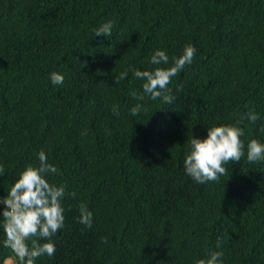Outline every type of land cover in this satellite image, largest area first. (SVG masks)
Masks as SVG:
<instances>
[{
	"label": "trees",
	"instance_id": "obj_1",
	"mask_svg": "<svg viewBox=\"0 0 264 264\" xmlns=\"http://www.w3.org/2000/svg\"><path fill=\"white\" fill-rule=\"evenodd\" d=\"M107 21L112 35L96 36ZM186 45L196 52L171 78L173 102L134 99L132 70ZM248 111L260 119L238 120ZM214 125L242 128L244 155L198 184L185 154ZM262 129L264 0H0V199L40 151L59 170L46 179L76 193L62 200L54 256L36 264H197L216 250L222 264H264V161H247ZM4 239L0 227V264L13 258Z\"/></svg>",
	"mask_w": 264,
	"mask_h": 264
},
{
	"label": "clouds",
	"instance_id": "obj_2",
	"mask_svg": "<svg viewBox=\"0 0 264 264\" xmlns=\"http://www.w3.org/2000/svg\"><path fill=\"white\" fill-rule=\"evenodd\" d=\"M113 27V22L107 21L95 30V35L107 38L112 35ZM195 52L193 46L186 45L182 54L173 57L170 63L166 52L156 49L150 58V63L156 67L152 70H132L133 76L143 81L142 93L133 91L132 97L139 101H144L146 96L152 100L159 98L163 103L171 104L175 99L168 88L171 78L192 63ZM127 75V71L121 73L115 82L119 83ZM50 80L54 85H61L64 77L58 72H52ZM142 107V104H136L130 109L131 114L138 115ZM112 112L113 115H119L118 106L113 105ZM240 119L255 123L260 117L257 113L248 111L238 118ZM242 135L243 129L235 125H214L207 128V136L203 139L192 135L184 158L186 174L198 184L217 181L226 174V163L240 162L244 155L240 139ZM247 161H264V144L251 140L247 146ZM3 173L4 167L0 165V175ZM50 174L58 175L59 170L40 151L38 165L26 166L10 186L6 196L0 199V204L3 205L0 211L3 222L0 227L5 234L3 247L10 250L17 264H36L38 258H51L56 252L51 237L64 227L62 200L66 195L74 198L76 193H66L64 185L50 183L46 179ZM92 219V212L82 203L79 207V222L90 228ZM103 242L107 243V238ZM219 248L220 243L217 242V249ZM222 257V251H211L207 254V259H201L197 264H222Z\"/></svg>",
	"mask_w": 264,
	"mask_h": 264
},
{
	"label": "rangeland",
	"instance_id": "obj_3",
	"mask_svg": "<svg viewBox=\"0 0 264 264\" xmlns=\"http://www.w3.org/2000/svg\"><path fill=\"white\" fill-rule=\"evenodd\" d=\"M8 261V262H7ZM5 262L6 263H4V264H15V259L14 258H7L6 260H5Z\"/></svg>",
	"mask_w": 264,
	"mask_h": 264
},
{
	"label": "bare ground",
	"instance_id": "obj_4",
	"mask_svg": "<svg viewBox=\"0 0 264 264\" xmlns=\"http://www.w3.org/2000/svg\"><path fill=\"white\" fill-rule=\"evenodd\" d=\"M8 262V261H7ZM6 263V262H5Z\"/></svg>",
	"mask_w": 264,
	"mask_h": 264
}]
</instances>
